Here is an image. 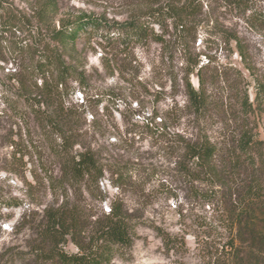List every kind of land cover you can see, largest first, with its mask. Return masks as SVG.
<instances>
[{
	"label": "rangeland",
	"instance_id": "obj_1",
	"mask_svg": "<svg viewBox=\"0 0 264 264\" xmlns=\"http://www.w3.org/2000/svg\"><path fill=\"white\" fill-rule=\"evenodd\" d=\"M0 2V264L33 241L27 225L32 212L42 213L46 205L64 200L53 193L45 177L60 173L56 149L61 139L28 111L16 108L14 74L34 58L27 49L30 45L48 35L52 26L58 27L61 18L81 13L102 21L97 34L103 37L83 36L66 57L74 59L86 79L83 87L72 81L65 94L66 106L77 112L73 131L86 146L99 150L105 163H119L133 172L119 188L115 175L105 171L100 181L102 202L90 199L85 191L78 196L98 212H107L120 199L132 214L133 244L120 250L111 264H208L226 236L217 199L207 203L202 195L211 188L208 179L195 180L177 166L182 158L180 136L196 129L185 78L199 86L196 70L187 75L188 66L199 61L207 66L203 73L210 90L224 95L222 76L235 78L240 69L252 95V79L236 42L226 38L238 36L264 76V0H246L238 7L225 0H197V21L193 33L182 36L185 40L171 24L153 25L142 43L123 40L118 27L143 12L150 0H55L57 5L46 10V23L39 17L46 0ZM8 10L17 25L5 26ZM160 36L162 41L156 39ZM81 149L73 145L70 151ZM69 196L75 201V188ZM65 250L77 248L69 242Z\"/></svg>",
	"mask_w": 264,
	"mask_h": 264
},
{
	"label": "trees",
	"instance_id": "obj_2",
	"mask_svg": "<svg viewBox=\"0 0 264 264\" xmlns=\"http://www.w3.org/2000/svg\"><path fill=\"white\" fill-rule=\"evenodd\" d=\"M225 1L237 7L246 4V0ZM1 5L0 2V8ZM56 5L55 0L41 5V23H46V10ZM146 5L143 12L119 23L120 38L142 43L153 25L171 24L179 38L193 33L197 0H150ZM5 14L6 27L19 23L9 10ZM102 24L85 13L61 18L58 27L52 26L48 35L27 48L34 58L14 74L18 84L16 108L28 111L29 116L61 139L56 149L60 173H46L45 177L53 193L63 195L64 200L59 205H46L42 213L32 212L27 225L35 236L33 241L26 250L9 254L4 264H111L120 250L133 244L134 219L122 200L113 201L107 212H98L80 199L85 191L90 199L105 200L100 188L105 171L115 175L114 183L119 188L132 178L133 172L119 163H105L99 150L79 139L73 131L77 112L65 101L72 81L82 87L86 82L84 73L78 71L73 58H66L67 54L76 49L83 36L103 37L97 34ZM88 27L91 30L86 31ZM156 39L162 41L161 36ZM226 40L236 42L241 62L252 79V95L242 70H235V78L225 73L221 82L226 93L215 94L204 77L207 66L192 62L187 75L196 70L199 86L195 87L187 76L184 87L196 129L180 136L183 160L177 166L195 180L208 179L211 188L202 195L207 203L216 198L221 206L226 240L211 254L208 264H264V76L256 71L238 36L229 34ZM186 49L188 46L185 54ZM212 119L217 120L216 126ZM73 145L82 149L72 153ZM74 188L75 201L69 196V190ZM69 242L77 251L65 250Z\"/></svg>",
	"mask_w": 264,
	"mask_h": 264
}]
</instances>
